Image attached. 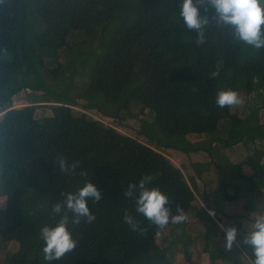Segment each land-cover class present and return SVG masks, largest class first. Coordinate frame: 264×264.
<instances>
[{
	"label": "trees",
	"instance_id": "16d2710c",
	"mask_svg": "<svg viewBox=\"0 0 264 264\" xmlns=\"http://www.w3.org/2000/svg\"><path fill=\"white\" fill-rule=\"evenodd\" d=\"M180 2L0 0V264H50L40 229L59 220L51 210L63 193L88 182L102 194L89 201L95 220L69 223L77 247L51 264H175L173 248L198 264L188 219L214 234L219 223L235 229L238 245L227 252L203 237L212 264H252L243 213L257 214L264 196V49L236 40L204 7L200 42L180 19ZM219 90L257 96L261 106L245 114L218 107ZM24 92L28 103L15 108ZM43 108L50 113L38 114ZM87 112L137 121V137ZM237 146L247 152L242 161L225 153ZM166 150L206 160L192 163L188 178ZM61 157L76 167L61 171ZM210 173L215 186L199 192L196 180ZM144 176L168 196L172 215L183 209L182 222L161 228L136 212L135 193H124ZM237 202L242 212H228Z\"/></svg>",
	"mask_w": 264,
	"mask_h": 264
},
{
	"label": "clouds",
	"instance_id": "9594fccd",
	"mask_svg": "<svg viewBox=\"0 0 264 264\" xmlns=\"http://www.w3.org/2000/svg\"><path fill=\"white\" fill-rule=\"evenodd\" d=\"M201 7L205 11L211 8L217 23L229 26L236 40L252 49H264V0H181L178 15L183 25L189 31H195L200 42H203V29L208 20L201 15ZM212 75L215 76L216 73ZM215 103L223 108L241 105L243 101L236 91L219 90ZM58 163L61 171L76 167L75 164L69 166L62 157ZM151 181V176H144L138 182L130 184L124 193L125 196H133L135 193L133 199L136 212L161 228L169 223L170 218L175 223L182 222L186 218L183 209L177 206V214L172 215L168 207V196L158 188L149 187ZM62 196L63 199L51 210L59 220L52 226L45 225L40 229L42 252L44 259L50 264L77 247L78 242L69 231V223L78 225L81 220L92 223L95 215L90 210L89 201L102 199L101 192L91 182L84 184L76 192L63 193ZM4 202L0 199V204ZM124 220L131 227H135L132 216L126 215ZM234 239L235 229H228L226 247L230 248ZM244 243L252 249V264H264V217L254 220Z\"/></svg>",
	"mask_w": 264,
	"mask_h": 264
},
{
	"label": "rangeland",
	"instance_id": "374dc122",
	"mask_svg": "<svg viewBox=\"0 0 264 264\" xmlns=\"http://www.w3.org/2000/svg\"><path fill=\"white\" fill-rule=\"evenodd\" d=\"M28 94H29L28 92H24V93H21L18 97H16L13 103L14 107L21 108L22 106H26V104L28 103V98H29ZM240 98L242 99L243 103L241 105L231 106L232 111H238L241 114H245L248 111L249 106H253V105L261 106V99L257 96H251L249 98H246L245 96H240ZM49 113L50 111H48L47 108H43L38 111V114L40 115H48ZM86 114L95 120L101 121L105 126L111 127L123 135L133 137V138L137 137L138 126H139L137 121L117 123L113 120L102 118L96 112H87ZM261 114H262V119L264 120V111H262ZM258 146L264 147V143L258 144ZM225 153L232 161H242L247 156V152L242 146L234 147L230 150H227ZM163 155L167 157L176 167L180 168L188 178L189 176L193 175V172L190 167L191 164L196 163V162H203L204 160H206V157L204 154L184 155L176 151H172V150L163 151ZM246 172H249V170L246 169ZM213 179H214V176L212 173L208 175H203L201 179H197L196 184H197L198 191L205 192L206 188L208 187L206 185L208 184V182H211L212 183L211 187H214L215 181ZM242 203L243 202H237L234 205L229 206L232 210L228 212H230L231 214H233V212L234 213L242 212ZM0 206H2V204H0ZM258 212L259 213L257 214L249 213V212L243 213L244 215L243 229L246 231V233H248L251 230V224L254 222L256 218L264 217V196L261 197L259 201ZM191 221L190 219L186 221L187 222L186 231L189 235L193 237L195 236L198 237L196 239L195 244L192 247V249L196 251L199 255V260H196V258H194V260H196L198 264H212L209 260L208 255L202 254V250L204 247L203 237H207L209 239V247L217 248L224 252L232 250L233 247L238 245L237 242L233 240L231 247L230 248L226 247V235L222 236L221 233L222 232L226 233L228 229H226V227L223 224H220V223L218 224V228L220 232L217 234L216 233L214 234V233H211L209 230L205 231L203 228H201L200 226H197V224ZM168 235H169V232H166L164 234V237ZM161 238L162 237H159L157 239L158 243L161 242ZM12 248L13 247L10 246V249ZM171 251L173 252L172 258L175 264H186L184 257L179 252H177L175 248H173ZM213 264H224V263L215 262Z\"/></svg>",
	"mask_w": 264,
	"mask_h": 264
},
{
	"label": "built area",
	"instance_id": "2783aa9c",
	"mask_svg": "<svg viewBox=\"0 0 264 264\" xmlns=\"http://www.w3.org/2000/svg\"><path fill=\"white\" fill-rule=\"evenodd\" d=\"M207 212L210 215V217H212L215 220V217H216L215 213L213 211H207Z\"/></svg>",
	"mask_w": 264,
	"mask_h": 264
},
{
	"label": "crops",
	"instance_id": "0c3cea01",
	"mask_svg": "<svg viewBox=\"0 0 264 264\" xmlns=\"http://www.w3.org/2000/svg\"><path fill=\"white\" fill-rule=\"evenodd\" d=\"M232 209L229 207V211H231ZM234 211V210H233ZM234 213V212H233ZM257 213H259V212H257Z\"/></svg>",
	"mask_w": 264,
	"mask_h": 264
}]
</instances>
